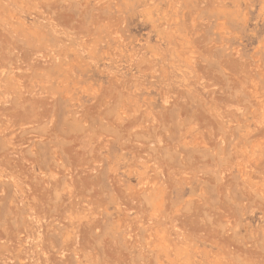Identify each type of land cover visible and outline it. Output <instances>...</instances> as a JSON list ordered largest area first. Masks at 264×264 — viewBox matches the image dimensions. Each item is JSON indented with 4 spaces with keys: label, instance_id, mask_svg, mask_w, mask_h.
I'll use <instances>...</instances> for the list:
<instances>
[{
    "label": "rangeland",
    "instance_id": "374dc122",
    "mask_svg": "<svg viewBox=\"0 0 264 264\" xmlns=\"http://www.w3.org/2000/svg\"><path fill=\"white\" fill-rule=\"evenodd\" d=\"M0 264H264V0H0Z\"/></svg>",
    "mask_w": 264,
    "mask_h": 264
}]
</instances>
